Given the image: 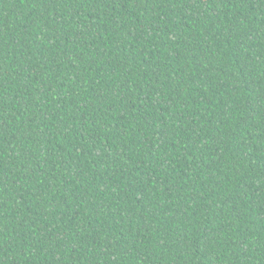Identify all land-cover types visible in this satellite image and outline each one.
Masks as SVG:
<instances>
[{
	"label": "trees",
	"instance_id": "1",
	"mask_svg": "<svg viewBox=\"0 0 264 264\" xmlns=\"http://www.w3.org/2000/svg\"><path fill=\"white\" fill-rule=\"evenodd\" d=\"M0 264H264V0H0Z\"/></svg>",
	"mask_w": 264,
	"mask_h": 264
}]
</instances>
